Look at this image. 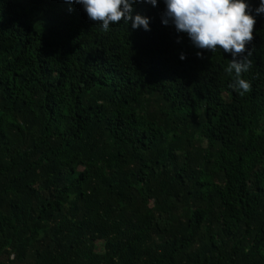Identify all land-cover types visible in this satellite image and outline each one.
<instances>
[{"label": "trees", "instance_id": "1", "mask_svg": "<svg viewBox=\"0 0 264 264\" xmlns=\"http://www.w3.org/2000/svg\"><path fill=\"white\" fill-rule=\"evenodd\" d=\"M163 7L0 0V264H264V16L241 94Z\"/></svg>", "mask_w": 264, "mask_h": 264}, {"label": "clouds", "instance_id": "2", "mask_svg": "<svg viewBox=\"0 0 264 264\" xmlns=\"http://www.w3.org/2000/svg\"><path fill=\"white\" fill-rule=\"evenodd\" d=\"M82 7L88 20L98 23L103 31L110 24L123 22L131 29L149 30V18L134 12L138 3L156 6L157 0H64ZM162 25L171 24L184 34L198 50L215 51L217 48L231 56L226 71L234 73V89L241 94L250 89V83L241 77L251 67L246 49L253 39V26L257 16H264V0H162ZM257 3L255 7L252 4ZM71 7L68 8L70 12ZM197 56L200 52L197 51ZM180 60L184 54L180 53Z\"/></svg>", "mask_w": 264, "mask_h": 264}]
</instances>
